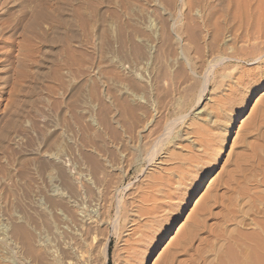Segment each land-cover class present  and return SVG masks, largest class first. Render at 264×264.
<instances>
[{
	"label": "rangeland",
	"instance_id": "rangeland-1",
	"mask_svg": "<svg viewBox=\"0 0 264 264\" xmlns=\"http://www.w3.org/2000/svg\"><path fill=\"white\" fill-rule=\"evenodd\" d=\"M248 177L264 0H0V264H162Z\"/></svg>",
	"mask_w": 264,
	"mask_h": 264
},
{
	"label": "bare ground",
	"instance_id": "bare-ground-1",
	"mask_svg": "<svg viewBox=\"0 0 264 264\" xmlns=\"http://www.w3.org/2000/svg\"><path fill=\"white\" fill-rule=\"evenodd\" d=\"M260 182L264 183V178ZM260 186L251 177L244 178L231 185L233 198L214 199L204 206L203 216L195 224L201 233L198 245L192 247L188 233L162 264H264V196ZM176 253L183 258L179 260ZM102 255L105 262L107 242Z\"/></svg>",
	"mask_w": 264,
	"mask_h": 264
},
{
	"label": "trees",
	"instance_id": "trees-1",
	"mask_svg": "<svg viewBox=\"0 0 264 264\" xmlns=\"http://www.w3.org/2000/svg\"><path fill=\"white\" fill-rule=\"evenodd\" d=\"M107 254H109L108 250H107ZM107 264H111L110 259L108 260Z\"/></svg>",
	"mask_w": 264,
	"mask_h": 264
}]
</instances>
